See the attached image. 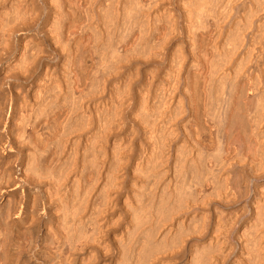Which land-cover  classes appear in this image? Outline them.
Listing matches in <instances>:
<instances>
[{
  "label": "bare ground",
  "instance_id": "6f19581e",
  "mask_svg": "<svg viewBox=\"0 0 264 264\" xmlns=\"http://www.w3.org/2000/svg\"><path fill=\"white\" fill-rule=\"evenodd\" d=\"M0 264H264V0H0Z\"/></svg>",
  "mask_w": 264,
  "mask_h": 264
},
{
  "label": "rangeland",
  "instance_id": "374dc122",
  "mask_svg": "<svg viewBox=\"0 0 264 264\" xmlns=\"http://www.w3.org/2000/svg\"><path fill=\"white\" fill-rule=\"evenodd\" d=\"M15 157H16V158H15L16 161L21 159V156H20V158H19V156L17 157V155H16ZM18 158H19V159H18ZM16 197H17V196H16ZM18 197H19V196H18ZM18 197H17V200H18Z\"/></svg>",
  "mask_w": 264,
  "mask_h": 264
}]
</instances>
